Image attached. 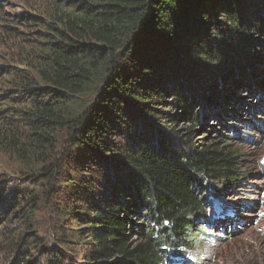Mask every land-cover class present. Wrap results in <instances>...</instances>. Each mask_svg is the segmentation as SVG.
<instances>
[{"label":"trees","instance_id":"16d2710c","mask_svg":"<svg viewBox=\"0 0 264 264\" xmlns=\"http://www.w3.org/2000/svg\"><path fill=\"white\" fill-rule=\"evenodd\" d=\"M5 1L0 158L14 167L0 174V264H169L191 250L208 203L246 175L238 147L198 133L209 108L228 115L232 89L263 86L254 64L264 51L248 52L253 31L264 35V0H36L18 24ZM69 157L78 170L106 169L68 181L78 227L57 238L74 254L47 245L33 223L43 192L64 204Z\"/></svg>","mask_w":264,"mask_h":264},{"label":"rangeland","instance_id":"374dc122","mask_svg":"<svg viewBox=\"0 0 264 264\" xmlns=\"http://www.w3.org/2000/svg\"><path fill=\"white\" fill-rule=\"evenodd\" d=\"M35 1L6 0L3 6L7 16L11 18L13 23L15 21L18 24L16 21L19 20L20 13L25 11L35 12L30 6ZM40 1L43 2L44 0ZM64 3H66V0H59V4L63 5ZM19 29L23 32L24 27ZM252 29L254 28L251 26L246 34H251L250 30ZM27 32L30 31L27 30ZM33 35H36V32H30L28 35L27 33L23 34L24 37ZM252 35L256 45L250 47L248 57H257L264 51V35L257 31H253ZM32 41L29 45L35 42L34 48L36 51H38L36 47L43 46L42 39L39 41L33 39ZM17 42L19 43V41ZM24 48H26V45H24ZM254 69L258 73H263L264 64L255 62ZM261 80H264V75H260L256 82ZM262 85L261 87L254 85L253 93L249 86L236 90L232 89V100L224 106L228 111V115L225 114L224 108L216 110L209 108L207 113L203 114L201 120L205 128L198 133V137L204 135L208 139L215 138L222 145L232 144L233 147H238L242 154V161L239 165L240 172L246 175L242 177L240 183L226 187L222 199H219V197L211 199V203H208L207 208L209 219L197 221V227L202 231H198L200 236L194 243L193 248L172 255L169 264H264V83ZM197 107L201 109L200 104H197ZM184 125L183 122H179L174 126L167 124V127L168 129L172 128L170 131H174L175 128L178 129ZM124 131L122 129V132ZM65 140V136L59 140L57 145L59 154L67 151L68 145ZM7 158V156L6 158H0V174L13 172L14 164ZM97 163V161H93L91 167L84 171L83 168L78 170L70 157L66 160L67 165L63 166V170L69 175L66 176L68 180L61 181L62 183L58 185L62 186L61 191L63 192L58 193V195L63 198V200H60L64 202L63 205H59L54 200L51 202L46 199L44 192L39 196L41 211L36 214L33 223L37 228H40L41 238H45L47 245L53 249L62 248L65 254L75 253L72 243H65L57 238L58 232L60 233L65 226H68V228L78 227V224L74 223L75 216L71 214L72 211L70 212L71 208L67 202L69 201L71 205L76 206H80L81 202L75 198L73 192L76 190L71 184H68V181L74 180L71 178H74L77 172L78 176L76 178L79 177L80 179L82 174L89 177L88 174H91L89 171L91 169L93 170L92 174L101 171V177H103L106 169ZM25 185L33 186L26 181ZM52 192L54 191L51 190V194ZM65 209L70 213L59 214L58 210L65 211ZM77 210L80 211L81 209ZM20 219L23 218L15 215L11 218V221L17 223ZM21 220L18 226L23 224ZM66 230L68 236L73 232ZM31 234L34 235V231ZM1 255L0 263L5 258L3 254ZM40 259L45 260L44 257H40Z\"/></svg>","mask_w":264,"mask_h":264}]
</instances>
